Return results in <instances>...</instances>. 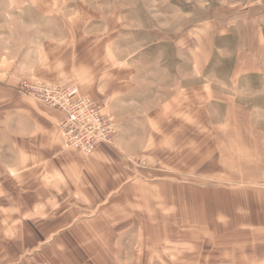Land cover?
<instances>
[{
    "label": "crops",
    "instance_id": "obj_1",
    "mask_svg": "<svg viewBox=\"0 0 264 264\" xmlns=\"http://www.w3.org/2000/svg\"><path fill=\"white\" fill-rule=\"evenodd\" d=\"M74 7L65 30L34 48L24 39L19 55L36 58L31 67L20 59V73L78 87L117 132L84 157L62 145L54 109L0 99V168L4 183L20 184V215L35 219L38 245L66 248L79 264H264V179L205 185L202 147L188 168L186 82L173 91L155 42L133 38L99 1ZM178 50L181 83L187 52Z\"/></svg>",
    "mask_w": 264,
    "mask_h": 264
},
{
    "label": "rangeland",
    "instance_id": "obj_2",
    "mask_svg": "<svg viewBox=\"0 0 264 264\" xmlns=\"http://www.w3.org/2000/svg\"><path fill=\"white\" fill-rule=\"evenodd\" d=\"M97 1L102 10L112 11L116 19L123 20L124 29L131 31L133 38L143 43L155 42V49L150 51L157 63L166 56V63L171 65L173 91L180 84L184 88L186 82L188 168L199 154L196 146H200L205 185L218 181L237 185L261 182L264 0ZM76 4L77 0H0V99L11 93L36 100L23 94L20 86L25 81L44 80L31 74L21 75L20 59L31 67L36 57L30 53L20 56V44L26 39L34 48L49 34L65 30L70 26L68 17L75 15ZM179 48L182 54L187 52V77L184 81L182 76L181 83L175 80L172 68L178 62ZM8 75L16 83L6 82ZM213 161L217 164L211 166ZM3 175L4 169L0 168V264H61L57 257L61 254L63 260L69 261L63 264H79L66 248L55 249V255L52 248L38 245L37 238L42 233L35 231V219L20 215L19 182L4 183Z\"/></svg>",
    "mask_w": 264,
    "mask_h": 264
},
{
    "label": "built area",
    "instance_id": "obj_3",
    "mask_svg": "<svg viewBox=\"0 0 264 264\" xmlns=\"http://www.w3.org/2000/svg\"><path fill=\"white\" fill-rule=\"evenodd\" d=\"M20 89L59 113L56 125L64 147L87 157L100 144L114 140L117 123L113 115L104 113L103 105L77 87L36 80L23 82Z\"/></svg>",
    "mask_w": 264,
    "mask_h": 264
}]
</instances>
